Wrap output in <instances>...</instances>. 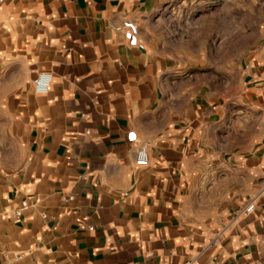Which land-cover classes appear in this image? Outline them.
I'll list each match as a JSON object with an SVG mask.
<instances>
[{"label": "crops", "instance_id": "crops-1", "mask_svg": "<svg viewBox=\"0 0 264 264\" xmlns=\"http://www.w3.org/2000/svg\"><path fill=\"white\" fill-rule=\"evenodd\" d=\"M174 2L0 3V264H264V21L213 62Z\"/></svg>", "mask_w": 264, "mask_h": 264}, {"label": "rangeland", "instance_id": "rangeland-1", "mask_svg": "<svg viewBox=\"0 0 264 264\" xmlns=\"http://www.w3.org/2000/svg\"><path fill=\"white\" fill-rule=\"evenodd\" d=\"M231 1V2H230ZM170 14L172 16V25L170 28L175 37L180 40L186 39L195 42V33L198 29V13H218L220 16V24L225 27L214 29V19L212 16L206 17L205 32L201 34L202 40L205 38L207 45V60L219 62L229 60L233 57V42L236 38L237 54L239 57L244 54L246 45L252 40L259 38L261 26L264 21V0H175L171 5ZM231 14L232 20H225V14ZM236 18L237 35L230 37L229 22L234 23ZM233 28V25L232 27ZM253 29V32L251 31ZM204 36V37H203ZM232 46V47H231Z\"/></svg>", "mask_w": 264, "mask_h": 264}, {"label": "built area", "instance_id": "built-area-1", "mask_svg": "<svg viewBox=\"0 0 264 264\" xmlns=\"http://www.w3.org/2000/svg\"><path fill=\"white\" fill-rule=\"evenodd\" d=\"M5 0H0V3H3ZM51 74L50 73H40L34 79L35 90L38 93H46L50 85ZM136 163L138 165H148L149 164V153L146 146H142L137 151ZM255 208L254 203H249L244 211L246 213L252 212ZM17 214H20V211H16ZM187 264H191V261H187Z\"/></svg>", "mask_w": 264, "mask_h": 264}]
</instances>
